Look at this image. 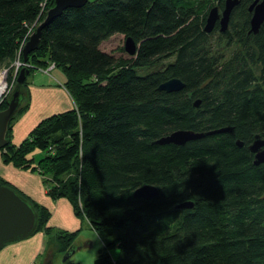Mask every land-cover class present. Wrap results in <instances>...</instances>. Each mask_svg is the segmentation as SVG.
<instances>
[{
  "label": "trees",
  "instance_id": "trees-1",
  "mask_svg": "<svg viewBox=\"0 0 264 264\" xmlns=\"http://www.w3.org/2000/svg\"><path fill=\"white\" fill-rule=\"evenodd\" d=\"M253 2L239 0L224 32L219 24L204 28L226 0H89L42 30L1 158L38 172L53 200L67 199L89 221L104 245L94 264H264V163L255 165L247 148L256 135L264 138V23L250 32ZM54 6L0 0V69L24 62L22 45ZM118 34L133 38L135 55L117 58L101 48ZM51 64L64 74L74 107L14 144L13 120L29 107V77ZM12 73L0 110L17 84ZM174 77L185 83L182 91L158 90ZM221 128L231 131L183 146L156 143L181 129ZM0 182L34 209L32 234L44 232L46 246L55 245L46 264L54 254H68L64 264H72L80 231L50 227L48 208ZM142 185L158 187V196L135 198ZM185 201L194 206L176 208Z\"/></svg>",
  "mask_w": 264,
  "mask_h": 264
},
{
  "label": "water",
  "instance_id": "water-1",
  "mask_svg": "<svg viewBox=\"0 0 264 264\" xmlns=\"http://www.w3.org/2000/svg\"><path fill=\"white\" fill-rule=\"evenodd\" d=\"M89 0H55V6L51 8L42 23L36 28V30L30 35L29 40L24 44L22 48L24 62L28 60V56L31 52L37 49L41 43L42 30L54 19L59 17L64 10L69 8H80L84 6ZM239 4V0H226L225 8L220 13L218 7H213L207 17L205 31L211 32L216 24H219L222 32L226 31L229 26L232 11L236 5ZM249 11L252 16L250 19V32L257 34L264 23V0H254L250 5ZM125 51L133 56L138 51V45L133 38L128 37L125 44ZM30 70L27 67H23L16 79V87L14 88L8 102L7 107L0 110V150L7 144V132L9 124L23 100V93L21 87L27 79ZM185 83L177 78H171L162 83L158 90L171 92H179L185 88ZM200 101L194 102L195 107H199ZM230 128H221L209 132H196L193 130L181 129L174 131L166 136L161 137L156 141L157 144H175L185 145L187 142L204 138L206 136L230 132ZM253 143L248 149L254 153V164L260 165L264 163V139H261L260 135L254 137ZM239 147L243 146V142L236 141ZM159 194L158 187L154 185H142L137 188L133 196L137 199L150 200L157 197ZM194 205L192 202H181L176 205L178 209H190ZM37 226V214L30 204L19 195L15 189L8 185H3L0 182V250L5 244L23 239L30 236ZM75 252V249H74ZM68 258V254L65 255V261Z\"/></svg>",
  "mask_w": 264,
  "mask_h": 264
},
{
  "label": "crops",
  "instance_id": "crops-1",
  "mask_svg": "<svg viewBox=\"0 0 264 264\" xmlns=\"http://www.w3.org/2000/svg\"><path fill=\"white\" fill-rule=\"evenodd\" d=\"M55 69L56 68H54L50 73H44L41 70L35 73L30 81V90L32 91V93L33 91L35 92L34 98L37 102H43L46 96L49 97V99H52L54 97V99H63L67 101L71 106L70 108L72 109L73 100L68 92L64 89L63 84H58L54 87V84L49 81L47 82V80L44 78L45 76L49 78L53 77L52 72ZM37 74L44 75L42 77V81L37 78ZM21 137H23L22 129L20 136L19 131H16L14 143L20 144L19 140ZM0 177L11 184L13 183V185L15 187L17 186V188L22 192L28 193L30 195L29 197H33L40 203H43L42 205L47 207L51 212V218L49 221L50 227H56L70 232L81 230L80 221L78 219L69 218L71 217L73 212L70 203L67 200L60 199L57 202H52V200L47 196V190L44 184H42V178L40 177V175H34L28 171H21L16 169L12 165L5 164L2 161L0 155ZM57 217H59V219H57ZM28 238L29 239H26L24 241H21L23 239H18L5 244L4 247L0 250V264H38V257H40L41 254L46 253V234L44 232H39L31 234L30 236H28ZM81 238L82 237L80 233L75 242V252L73 253V256H76L79 252H83L82 250H86L89 248L92 249H90L91 251L89 253H83L78 257H74V259L77 258V262H75L77 264H82L83 261H94L99 254L100 248L96 249V251L93 250L95 240H86L87 245H82ZM97 238L99 239V246L102 245V239L98 234ZM77 247L80 248L77 249Z\"/></svg>",
  "mask_w": 264,
  "mask_h": 264
},
{
  "label": "rangeland",
  "instance_id": "rangeland-1",
  "mask_svg": "<svg viewBox=\"0 0 264 264\" xmlns=\"http://www.w3.org/2000/svg\"><path fill=\"white\" fill-rule=\"evenodd\" d=\"M30 35H29V37H30ZM126 40H127V38L124 35H121V34L114 35L111 38L105 40L102 43L101 48L104 51L113 54L117 58H129V57H131V55H129L125 51ZM37 75H38L37 78L40 81H42V77L44 75H41V74L40 75L37 74ZM52 76L53 77H50V78L45 76L44 78L47 80V82L49 81L52 84H54L53 85L54 87L56 85H58V84L62 85L63 82H65L64 81L65 80L64 79L65 76L62 73V71L59 70V69H55L52 72ZM31 79L32 78L29 77V81H31ZM45 79H43V80H45ZM34 97H35V92L33 91V93H32V91L30 90L29 107L27 109H24L23 112H21L20 114H17L15 119L13 120V123H12L13 124L12 142L13 143L15 142V133H16V131H19V136H20L21 135V129H22L23 137H21L20 140H19L20 143H21L28 136V133L34 127H36L42 120H44L45 118L50 117L52 115L59 114V113H62L64 111H67L66 109H68V110L71 109L70 108L71 106L68 104V102L63 100V99H54V97L52 99H49V97L46 96L44 101L40 103V102H37ZM25 102H24V105H26V103H27V102L26 103ZM73 107H74V103H73ZM73 107H72V109H73ZM0 155H1V153H0ZM40 157H42V154L38 153L37 157H36V161ZM28 172L39 176L38 172H31V171H28ZM42 184H44L43 180H42ZM12 185H13V183H12ZM16 188H17V186H16ZM45 188H46V190L48 192V189H47L46 186H45ZM24 194L26 196H30L26 192ZM47 196L52 200V202L59 201V199L53 200L49 195H47ZM33 200L36 201L39 204H43V203H40L39 201H37L34 198H33ZM60 200H67V199L61 198ZM70 206L72 207L71 203H70ZM72 211H73L72 212L73 217L71 215V217H69V218L78 219L80 221V226H81L80 227L81 228L80 233H81V237H82L81 238V244L86 246L87 245V241L86 240H89V241L95 240V245L93 246V250L96 251V249H98V248L101 249L102 247H104L103 243H102V245L99 246V239L97 238V233L92 229L91 224L89 223V221L83 216H77L74 213L73 207H72ZM57 219H59V217H57ZM53 228H55V230H57V231H63L64 230V229H60V228H56V227H53ZM37 233H39V232H37ZM26 239H29V238L28 237L23 238V240H21V241H24ZM54 246L55 245L52 244V243H50L49 245L46 246V253L41 254V256L38 257V259H37L38 264H46L47 253L49 251L51 252V250L54 249ZM79 248L80 247H77V249H79ZM90 249H92V248H89V249H86V250H82L83 252H79L76 256H72L71 260H70L71 263L72 264H77L76 263L77 262V260H76L77 258L74 259V257H78L79 255H81L83 253L84 254L85 253H89L91 251ZM118 252H119L118 248H114V249L111 250V254H112V256L114 258L118 255ZM64 262H65V255L54 254L53 264H64ZM94 262H95V260L94 261H83L82 264H94Z\"/></svg>",
  "mask_w": 264,
  "mask_h": 264
},
{
  "label": "built area",
  "instance_id": "built-area-1",
  "mask_svg": "<svg viewBox=\"0 0 264 264\" xmlns=\"http://www.w3.org/2000/svg\"><path fill=\"white\" fill-rule=\"evenodd\" d=\"M24 44L22 45V48ZM22 48L20 51L21 53H22ZM26 66H27L26 62H23L18 58L10 65V67H3L0 69V104L5 99V97H7L13 85V84H9L10 69L13 70L12 78L14 82L16 81L20 70ZM54 67L55 65L51 64L48 68L42 69V72L50 73L54 69ZM33 264H36V263H33Z\"/></svg>",
  "mask_w": 264,
  "mask_h": 264
},
{
  "label": "flooded vegetation",
  "instance_id": "flooded-vegetation-1",
  "mask_svg": "<svg viewBox=\"0 0 264 264\" xmlns=\"http://www.w3.org/2000/svg\"><path fill=\"white\" fill-rule=\"evenodd\" d=\"M255 139V138H254ZM254 139L252 140V142L251 143H249V144H247V148L253 143V141H254ZM261 139H264V138H262L261 137ZM245 144H244V142H243V146H244ZM242 146V147H243ZM263 149H264V147H263ZM249 150V149H248ZM250 151V150H249ZM251 152V151H250ZM252 153V152H251ZM252 156H253V161H254V153H252Z\"/></svg>",
  "mask_w": 264,
  "mask_h": 264
},
{
  "label": "clouds",
  "instance_id": "clouds-1",
  "mask_svg": "<svg viewBox=\"0 0 264 264\" xmlns=\"http://www.w3.org/2000/svg\"><path fill=\"white\" fill-rule=\"evenodd\" d=\"M23 53V52H22Z\"/></svg>",
  "mask_w": 264,
  "mask_h": 264
}]
</instances>
